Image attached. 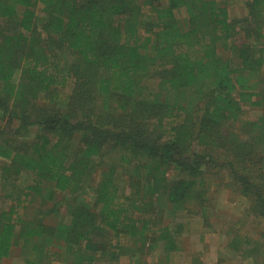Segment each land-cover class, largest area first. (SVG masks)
Masks as SVG:
<instances>
[{
    "label": "trees",
    "instance_id": "trees-1",
    "mask_svg": "<svg viewBox=\"0 0 264 264\" xmlns=\"http://www.w3.org/2000/svg\"><path fill=\"white\" fill-rule=\"evenodd\" d=\"M243 2L238 18L229 0H0V179L32 177L0 208V263L19 245L51 264L53 246L89 242L91 264H159L145 255L177 245L151 209L203 205L211 171L264 219V115L250 138L238 128L264 109V0ZM64 194L57 223L59 203L23 212ZM249 242L250 257L264 247Z\"/></svg>",
    "mask_w": 264,
    "mask_h": 264
},
{
    "label": "rangeland",
    "instance_id": "rangeland-1",
    "mask_svg": "<svg viewBox=\"0 0 264 264\" xmlns=\"http://www.w3.org/2000/svg\"><path fill=\"white\" fill-rule=\"evenodd\" d=\"M229 1L232 16L243 17V0ZM39 14L41 13L39 12ZM180 17L185 20L186 13H181ZM155 91V81H148V88L145 94L148 95ZM246 110L248 111L242 116L238 128L243 131V134L245 133L244 138H250L258 129L257 123L261 122L264 109L261 107H246ZM178 120L179 118H176L172 121L176 122ZM34 136L35 131L28 133L25 138L30 140ZM109 157L107 160H109ZM211 173L213 174L212 171ZM212 174L208 177L211 180L213 179L214 185H212V190L208 193L207 200L203 205L192 203L186 206L187 208L176 209L162 201L163 203L160 207L151 209V211L160 212L157 217L164 222L163 225H170L171 230L174 231L176 241L174 245H177V248H171L168 251L164 241H161L151 254L145 255L144 258L146 260L159 264H256L257 262H264V247H261L259 252L252 253L251 257L246 253L255 247L249 240L261 239L264 242V219L249 213V201L238 191V187L227 186V179L223 182L216 177L217 174ZM224 175L227 174L225 173ZM31 181L32 177L28 174H23L16 184L10 183L8 186L3 185V181L0 179V208L8 207L12 197L22 196L24 198V188ZM218 181L220 185L216 184ZM130 191V189L126 190L124 186L121 189V193L124 194L130 193ZM47 195V192H45V196ZM77 195L76 202L93 205L94 199L90 193L86 192V194L79 195L80 198L79 196L77 198ZM68 197V194L57 195L53 201L48 199L49 201L45 205H41L43 200L38 198L34 206H29V209L27 211L23 210V212L25 214L29 212L27 215H31L34 212L36 213L40 207L48 209L53 206V203H59L60 216L50 217L49 219L50 223H57L60 219H65L67 215L68 202L73 199L70 197L66 203ZM71 205H75V202H72ZM96 231L108 236V232H105L101 226ZM238 236L243 237L247 241L242 245L243 248L239 250L231 246L233 239ZM125 240L128 241V238ZM91 245L89 242H85L78 251L64 245L53 246V252H57L60 255L51 264H91L94 260L90 261V257L96 255ZM174 245L172 244V246ZM28 254V251H25L22 245L16 246L13 248L11 256L4 259L0 264H27ZM123 264L134 263L125 259Z\"/></svg>",
    "mask_w": 264,
    "mask_h": 264
}]
</instances>
